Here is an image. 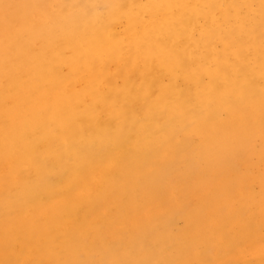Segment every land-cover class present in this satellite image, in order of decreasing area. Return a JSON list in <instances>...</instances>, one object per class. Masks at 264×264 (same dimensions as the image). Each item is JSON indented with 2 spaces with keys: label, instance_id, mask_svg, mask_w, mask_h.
I'll return each instance as SVG.
<instances>
[{
  "label": "bare ground",
  "instance_id": "obj_1",
  "mask_svg": "<svg viewBox=\"0 0 264 264\" xmlns=\"http://www.w3.org/2000/svg\"><path fill=\"white\" fill-rule=\"evenodd\" d=\"M62 3L0 39V206L51 264H264V0Z\"/></svg>",
  "mask_w": 264,
  "mask_h": 264
},
{
  "label": "rangeland",
  "instance_id": "obj_2",
  "mask_svg": "<svg viewBox=\"0 0 264 264\" xmlns=\"http://www.w3.org/2000/svg\"><path fill=\"white\" fill-rule=\"evenodd\" d=\"M66 1V2H65ZM70 0H55V2H64L62 3L65 5V3H68ZM46 2V0H1L0 2V39L2 35L5 33V31H11L19 30L20 33L18 36H24V28L20 26L19 23V15L16 11V7L21 4L25 3L26 6L24 7V10H28L29 8H32L34 5H43ZM47 10V11H46ZM45 11L47 14L50 13V10L47 9V6L45 7ZM17 26H20V28H15ZM23 37H17L14 39V41H7V42H0V47L6 48L5 45L10 44L13 47L19 46V47H25L26 44L23 43ZM3 41V40H2ZM2 166L4 167L2 169ZM0 173L4 175V177H7L10 179V187H12L13 190L18 189L17 181L15 179L17 178L13 174L10 175L8 173V161L1 162L0 161ZM14 178V179H13ZM17 194V192L11 193ZM1 195V191H0ZM38 198L43 201L42 206L38 210H32L28 209L25 213V216H20L19 219L26 218V222H21L16 216H14L12 211L9 212L4 206H0V215L3 217V219H6L12 223L14 233L13 235H4L2 233V227L0 226V264H12L13 260L19 257V254L21 252V249L26 248L29 251V256L26 264H31L32 262H37L39 264H51L48 260V254H44L42 251V247L45 244V238L40 237L41 233H37L36 231L33 233H29L28 229H25L27 225L31 226H38L39 218H42L44 216V208L51 204V200H46L42 195H38ZM49 212V211H48ZM13 215V216H12ZM50 215L55 216V218L58 220V215L55 212L51 213ZM34 221V223H30ZM59 221V220H58ZM58 221L52 222V228H54ZM65 226V225H63ZM67 228V227H65ZM177 229V227H176ZM5 236V237H2ZM10 236V237H9ZM37 237H40V239H37ZM147 247V246H146ZM142 249V248H140ZM146 249V248H143ZM123 253L130 254L129 249L125 247L123 249ZM131 257L138 261L136 255H131ZM105 261L104 258H101L99 256H95L92 259V262L89 264H100L101 262ZM233 261V262H232ZM233 264H257V260H251L244 262L242 260H232Z\"/></svg>",
  "mask_w": 264,
  "mask_h": 264
}]
</instances>
